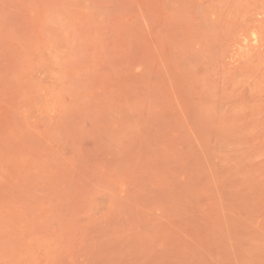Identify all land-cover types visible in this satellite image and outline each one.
<instances>
[{"label": "rangeland", "instance_id": "1", "mask_svg": "<svg viewBox=\"0 0 264 264\" xmlns=\"http://www.w3.org/2000/svg\"><path fill=\"white\" fill-rule=\"evenodd\" d=\"M0 264H264V0H0Z\"/></svg>", "mask_w": 264, "mask_h": 264}]
</instances>
